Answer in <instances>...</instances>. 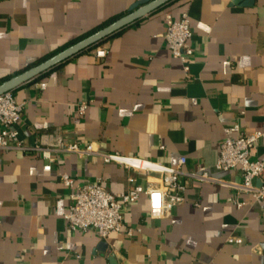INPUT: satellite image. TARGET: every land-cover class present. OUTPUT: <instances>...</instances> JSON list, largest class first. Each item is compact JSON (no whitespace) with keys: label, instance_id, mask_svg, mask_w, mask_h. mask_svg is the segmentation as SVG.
<instances>
[{"label":"crops","instance_id":"1","mask_svg":"<svg viewBox=\"0 0 264 264\" xmlns=\"http://www.w3.org/2000/svg\"><path fill=\"white\" fill-rule=\"evenodd\" d=\"M136 1L0 0V83ZM233 1H173L11 91L24 104L16 129L27 146L45 147L56 132L80 146L173 168L184 157L182 171L202 165L217 181L187 180L184 201L159 219L149 217L141 196L125 207L122 230L103 240L68 228L61 174L77 184L100 182L115 197L156 185L158 175L59 152L44 171L40 151H3L0 264H264V201L223 183L240 184L238 170L215 168L226 127L252 133L264 123V0ZM165 12L188 15L189 78L163 39ZM96 47L106 49L104 58L93 55ZM250 155L264 159V138Z\"/></svg>","mask_w":264,"mask_h":264},{"label":"built area","instance_id":"2","mask_svg":"<svg viewBox=\"0 0 264 264\" xmlns=\"http://www.w3.org/2000/svg\"><path fill=\"white\" fill-rule=\"evenodd\" d=\"M164 23L163 39L173 58L182 63L185 77L189 78V60L193 56V48L190 45L192 30L188 15L183 12L179 19H175L170 12H165ZM106 54L107 51L103 47H96L93 50L96 58H104ZM39 86L43 89L45 84ZM23 109L24 104L16 101L11 91L0 95V153L9 150H18L23 153L40 151L48 160V163L43 166L44 171L51 170V163L54 160L51 152H59L75 154L80 158L100 156L106 163H117L145 174L158 175L159 183L156 185H149L146 188L134 186L115 197L107 192L100 182L77 184L67 174H61L60 180L69 190L70 202L64 219L72 231L95 232L101 239L106 240L113 233L122 230L125 207L136 202L141 196L146 197L149 217L159 219L184 201L187 180H196L201 183L217 181L209 176L202 165H198L192 172L182 171L181 167L186 164L184 157L179 158L177 167L173 168L150 160L104 153L95 150L91 143L80 146L75 142L66 141L56 132L47 136L45 147L39 144L27 146L20 140L16 129ZM85 109L86 105L81 104L79 114L82 115ZM263 138L264 123L259 130L252 133L243 132L238 124L226 127L215 162V168L219 171L238 170L241 177L240 184L223 183L235 191L250 195L252 200L258 203L264 201V159H253L250 151ZM131 181L132 179H129V182ZM237 206L240 207V204ZM128 234H131L130 230ZM227 241L237 245L243 243L242 238L239 237H229Z\"/></svg>","mask_w":264,"mask_h":264},{"label":"water","instance_id":"3","mask_svg":"<svg viewBox=\"0 0 264 264\" xmlns=\"http://www.w3.org/2000/svg\"><path fill=\"white\" fill-rule=\"evenodd\" d=\"M172 1L174 0H137L128 8L125 15L119 17L110 24L94 31L88 36L76 41L75 43L67 46L66 48L50 56L49 58L1 82L0 95L6 92L13 91L22 84L39 77L51 68L83 52L89 47L95 44H99L115 32L161 9ZM239 1L240 0H234L233 3L236 4ZM252 1L253 0H247L245 2V5H251Z\"/></svg>","mask_w":264,"mask_h":264},{"label":"trees","instance_id":"4","mask_svg":"<svg viewBox=\"0 0 264 264\" xmlns=\"http://www.w3.org/2000/svg\"><path fill=\"white\" fill-rule=\"evenodd\" d=\"M174 1H176V0H174ZM172 2H173V1H172ZM170 3H171V2H170ZM108 24H110V23H105V24H103L101 27H104V26H106V25H108ZM92 33H93V32H92ZM88 35H89V34H88ZM88 35H87V36H88ZM85 37H86V36H85ZM82 38H84V37H82ZM82 38H80V39H82ZM80 39H78V40H80ZM78 40H76V41H78ZM76 41H75V42H76ZM75 42H73V43H75ZM73 43H72V44H73ZM96 45H98V44H95V45L89 47L88 49H91V48L95 47ZM88 49H86V50H88ZM45 59H47V58H46V57H45V58H42V59L39 60L37 63H39V62H41V61H43V60H45ZM37 63H36V64H37Z\"/></svg>","mask_w":264,"mask_h":264}]
</instances>
